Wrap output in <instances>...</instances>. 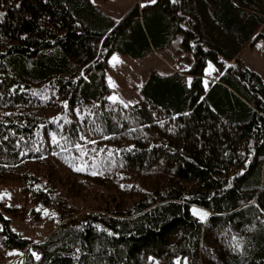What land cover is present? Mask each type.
Here are the masks:
<instances>
[{
  "label": "trees",
  "instance_id": "16d2710c",
  "mask_svg": "<svg viewBox=\"0 0 264 264\" xmlns=\"http://www.w3.org/2000/svg\"><path fill=\"white\" fill-rule=\"evenodd\" d=\"M177 37L185 72L111 100L113 53ZM259 39L264 0H155L120 20L92 0H0V181L62 220L34 243L0 213V242L24 264H264V81L241 57Z\"/></svg>",
  "mask_w": 264,
  "mask_h": 264
},
{
  "label": "rangeland",
  "instance_id": "374dc122",
  "mask_svg": "<svg viewBox=\"0 0 264 264\" xmlns=\"http://www.w3.org/2000/svg\"><path fill=\"white\" fill-rule=\"evenodd\" d=\"M92 1L114 20H120L135 3L140 5L151 3V0ZM177 42L176 40L171 46L169 45L168 49L154 51L144 58L113 53L109 58L106 71L107 80L112 88L111 97L117 98L111 100L131 104L141 100V88L153 72L161 75L185 72L189 68L187 63L191 64V59L188 57L189 53L181 50V46L177 45ZM113 57L118 59L114 61ZM241 57L252 70L260 74L264 81V39H259L254 45L247 46ZM214 69L215 66L210 63L203 79L206 84L214 78L211 74ZM8 208H14L16 215L12 216ZM34 208L38 213L37 218H33V214L31 216L29 214L32 205L26 199L21 182L0 181V213L10 219L11 226L16 232L35 243L46 239L61 225L62 220L55 211L44 205L39 204ZM198 212L206 213L208 216L206 210L192 208V213L200 219L195 214ZM25 252L18 247H7L0 242V264H24ZM146 264H162V260L150 256L149 262Z\"/></svg>",
  "mask_w": 264,
  "mask_h": 264
},
{
  "label": "crops",
  "instance_id": "0c3cea01",
  "mask_svg": "<svg viewBox=\"0 0 264 264\" xmlns=\"http://www.w3.org/2000/svg\"><path fill=\"white\" fill-rule=\"evenodd\" d=\"M176 40L178 41L177 43V45H180L181 46V37H177L176 39H174L172 42H171V44H170V46L173 44V43H175L176 42ZM170 46L168 47V48H170ZM167 48V49H168ZM188 57L191 59V61L190 62H192V55L189 53L188 54ZM187 65H189L190 66V64L189 63H187ZM213 72L211 73L212 74V77H214L215 78V76L217 75V71H216V69H214V70H212ZM165 75V74H164ZM204 78H205V76H204ZM148 79V78H147ZM212 80V79H211ZM147 81V80H146ZM145 81V82H146Z\"/></svg>",
  "mask_w": 264,
  "mask_h": 264
},
{
  "label": "snow or ice",
  "instance_id": "6c2138e0",
  "mask_svg": "<svg viewBox=\"0 0 264 264\" xmlns=\"http://www.w3.org/2000/svg\"><path fill=\"white\" fill-rule=\"evenodd\" d=\"M151 2L152 3H155V0H151ZM118 58H116V57H113V60L114 61H116ZM113 86H115V85H113ZM111 99H113V100H115V99H117L116 97H111ZM81 169H79V168H77L76 169V171H80ZM96 173H93V175H95ZM46 215H47V213H45ZM196 215H198L199 217H200V219L201 220H204L205 218H206V216H207V214L206 213H200V212H198V213H195ZM37 259H39V257H37ZM177 264H179V262H177Z\"/></svg>",
  "mask_w": 264,
  "mask_h": 264
}]
</instances>
